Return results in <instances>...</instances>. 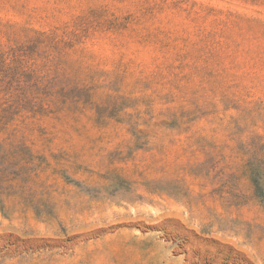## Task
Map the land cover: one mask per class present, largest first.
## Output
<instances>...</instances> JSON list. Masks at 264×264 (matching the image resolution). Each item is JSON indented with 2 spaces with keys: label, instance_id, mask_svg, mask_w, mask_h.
Listing matches in <instances>:
<instances>
[{
  "label": "rangeland",
  "instance_id": "obj_1",
  "mask_svg": "<svg viewBox=\"0 0 264 264\" xmlns=\"http://www.w3.org/2000/svg\"><path fill=\"white\" fill-rule=\"evenodd\" d=\"M0 264H264V0H0Z\"/></svg>",
  "mask_w": 264,
  "mask_h": 264
}]
</instances>
